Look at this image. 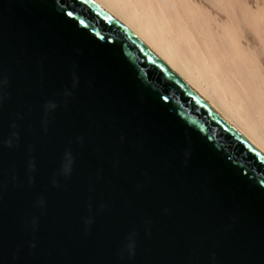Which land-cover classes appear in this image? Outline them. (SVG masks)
Wrapping results in <instances>:
<instances>
[{"label": "water", "instance_id": "1", "mask_svg": "<svg viewBox=\"0 0 264 264\" xmlns=\"http://www.w3.org/2000/svg\"><path fill=\"white\" fill-rule=\"evenodd\" d=\"M0 264H264V153L97 0H0Z\"/></svg>", "mask_w": 264, "mask_h": 264}, {"label": "bare ground", "instance_id": "2", "mask_svg": "<svg viewBox=\"0 0 264 264\" xmlns=\"http://www.w3.org/2000/svg\"><path fill=\"white\" fill-rule=\"evenodd\" d=\"M264 153V0H97Z\"/></svg>", "mask_w": 264, "mask_h": 264}]
</instances>
